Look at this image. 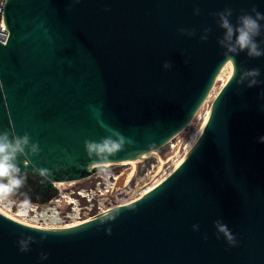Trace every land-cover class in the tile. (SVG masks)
Returning <instances> with one entry per match:
<instances>
[{"label": "water", "instance_id": "water-1", "mask_svg": "<svg viewBox=\"0 0 264 264\" xmlns=\"http://www.w3.org/2000/svg\"><path fill=\"white\" fill-rule=\"evenodd\" d=\"M253 7L264 14V0L6 1L0 131L27 132L39 143L38 156L18 159L29 173L21 193L34 199L55 194L54 182L96 171L84 141H99L108 128L131 141L111 161L143 160L139 154L186 127L225 65L232 72L205 136L149 195L66 229L33 228L0 212V264H264V57L240 53L235 66L226 62L217 43L224 32L212 15L231 9L235 25ZM206 27L212 31L202 42ZM240 67L258 68L261 84L238 86ZM124 163L136 162L109 170ZM33 167L49 169L51 179ZM217 220L236 246L217 233ZM28 236L37 243L22 253L18 241Z\"/></svg>", "mask_w": 264, "mask_h": 264}, {"label": "rangeland", "instance_id": "rangeland-1", "mask_svg": "<svg viewBox=\"0 0 264 264\" xmlns=\"http://www.w3.org/2000/svg\"><path fill=\"white\" fill-rule=\"evenodd\" d=\"M227 71V75L219 77L214 82L202 105L186 127L164 146L148 155L147 158L134 160L136 162L134 168L129 165H118L106 173L89 168V171H96L88 174L89 176L85 179L54 182L55 195L45 203L32 200L36 197L31 192H24L31 202L24 206L25 197L12 194L7 198L0 199V212L18 223L33 228L66 229L82 226L81 222L83 221L94 219L140 200L170 175L173 170L170 167L190 149L195 142L194 140L203 133L202 130L206 127L215 99L229 78L231 69L228 68ZM165 172L167 173L161 178ZM116 177L119 178L115 179ZM94 182H96L95 187L99 183L102 185L96 190L88 191L95 187L89 188L87 184L90 185ZM116 182V187H108L107 185L112 183L115 185ZM79 191L84 196L89 193V197L96 199L92 205H79V208L73 210V204L69 205L68 201L75 199V197H81L78 194ZM19 193L15 194L18 195ZM94 208L97 209L95 216L92 213Z\"/></svg>", "mask_w": 264, "mask_h": 264}, {"label": "clouds", "instance_id": "clouds-1", "mask_svg": "<svg viewBox=\"0 0 264 264\" xmlns=\"http://www.w3.org/2000/svg\"><path fill=\"white\" fill-rule=\"evenodd\" d=\"M76 2L78 3L79 0H76ZM251 13L252 14H241L237 18V23L235 25L230 19L233 15L231 9H224L221 12L212 13L213 16L217 17L218 25L224 32V35L217 43L225 50L224 56L226 62L234 66L235 57L240 53H246L249 58L264 57V47H262V45H264V40L257 41V38L260 37L262 31H264V25L261 24V21H264V14L257 11L255 7L251 9ZM194 14L199 15L200 10L195 9ZM180 31L182 35H195L194 29H181ZM211 31L212 29L210 27L204 28L203 35L200 37L202 42L207 41ZM185 63H187V61H185ZM163 67L167 70L170 69L172 65L166 62ZM239 72V79L236 81L238 86L246 84L248 88H253L261 84V81L258 79L261 74L258 68L246 69L240 67ZM3 90L4 85L3 82L0 81V92H3ZM260 98L264 100V91L260 93ZM107 131L109 135L102 137L99 141H84V148L91 161V167H95L102 173L108 172L111 164L110 158L124 151L127 144H131V141L119 130L108 128ZM259 142L264 143V137H261ZM40 152L39 143L33 142L27 132L21 136L17 135L15 132L10 135L7 131H0V199L18 193L27 183L29 175L27 167H25V170H22L19 166L18 159L24 157L25 161L29 162L30 157L38 156ZM33 174H38L43 180H50L52 176V172L49 169L36 167H33ZM19 194L25 197L23 201L24 206L31 203L26 193ZM100 222L103 224L106 221L101 220ZM214 226L217 229V233L223 235L229 246H236V238L226 224L217 220ZM193 230L198 231V225H194ZM108 233H111V229H108ZM43 239H45V237H41V241H43ZM34 243H37V241L33 237H23L18 241L19 249L22 253L28 252L30 250V245ZM41 259L46 260L47 255L42 254Z\"/></svg>", "mask_w": 264, "mask_h": 264}, {"label": "built area", "instance_id": "built-area-1", "mask_svg": "<svg viewBox=\"0 0 264 264\" xmlns=\"http://www.w3.org/2000/svg\"><path fill=\"white\" fill-rule=\"evenodd\" d=\"M6 1L7 0H0V42L2 43H6L8 38H9V35H10V32L8 30V28L5 27L4 25V10H5V4H6ZM119 177H116L115 179H117ZM116 184L117 182L115 183V185L112 183V184H107L108 187H116ZM102 184L99 183V185L97 187H95L94 189H90L88 191H93V190H96L98 188H100ZM106 189H109V188H106ZM109 191V190H107ZM78 194L87 201V205L85 206H88V205H92L94 200L96 199L95 197H89V193L87 194V196H84L80 191L78 192ZM68 204L71 205L73 204V210H75L76 208H79V205L82 206L81 202H80V198L79 197H75V199H71V201H68Z\"/></svg>", "mask_w": 264, "mask_h": 264}, {"label": "bare ground", "instance_id": "bare-ground-1", "mask_svg": "<svg viewBox=\"0 0 264 264\" xmlns=\"http://www.w3.org/2000/svg\"><path fill=\"white\" fill-rule=\"evenodd\" d=\"M231 69V72H232V66L231 65H229V64H227V65H225L224 66V68H223V72H222V74L220 75V76H217L216 75V78L218 79L219 77H221V76H225V75H227L228 73V71H227V69ZM230 75H231V73H230ZM229 75V76H230ZM216 79V80H217ZM215 80V81H216ZM208 121V120H207ZM206 128H207V122H206V127H205V129H203L202 130V132L203 133H201V135H199L197 138H196V140H194L195 142L193 143V145L190 147V149L194 146V145H196L204 136H205V134H206ZM170 141V139H168L167 140V143ZM198 141V142H197ZM166 143V142H165ZM158 149V148H157ZM157 149H151V150H148V151H146V152H143V153H141V154H139V159H143V157H144V155H146L145 156V158H147V156H148V154L150 155V154H152L155 150H157ZM189 149V150H190ZM144 158V159H145ZM126 160H128V161H134V160H138V159H136V158H130V157H127V158H125ZM125 159H123V160H125ZM123 160H120V161H111V164H110V166L111 165H114V164H118V163H120L121 161H123ZM122 166H133L132 164H130V163H124V164H121ZM90 169H96L95 167L94 168H90ZM158 186V185H157ZM151 193V191L150 192H148L146 195H144L143 197H146L147 195H149ZM142 197V198H143ZM95 219V218H94ZM91 221H93V219H91V220H88V221H83V222H81V224H88V223H90ZM72 227H74V226H72Z\"/></svg>", "mask_w": 264, "mask_h": 264}, {"label": "trees", "instance_id": "trees-1", "mask_svg": "<svg viewBox=\"0 0 264 264\" xmlns=\"http://www.w3.org/2000/svg\"><path fill=\"white\" fill-rule=\"evenodd\" d=\"M95 185H96V182H94V183H90V185L89 184H87V186H89V188H93V187H95ZM26 187V186H25ZM24 188V187H23ZM89 188H87V189H89ZM19 192L21 193V190H19ZM55 194L53 193V192H47V193H45V195H42V196H40L39 198H42V199H40V200H38V199H34L36 202H39V201H41V200H44V201H48L49 199H51L53 196H54ZM14 196H18V197H23V195H20V194H18V195H16V194H14ZM24 198V197H23ZM80 198V202H81V204L82 205H86L87 204V201L85 200V199H83V198H81V197H79ZM33 200V199H32ZM85 203V204H84ZM92 213H93V215L95 216L96 214H97V209L96 208H94L93 210H92Z\"/></svg>", "mask_w": 264, "mask_h": 264}]
</instances>
